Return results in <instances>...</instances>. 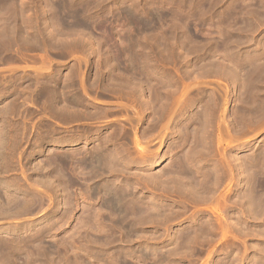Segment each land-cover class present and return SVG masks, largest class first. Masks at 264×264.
Returning <instances> with one entry per match:
<instances>
[{"label": "rangeland", "instance_id": "rangeland-1", "mask_svg": "<svg viewBox=\"0 0 264 264\" xmlns=\"http://www.w3.org/2000/svg\"><path fill=\"white\" fill-rule=\"evenodd\" d=\"M252 2L0 0V264H264V206L244 200L264 176V0ZM170 174H186L187 194Z\"/></svg>", "mask_w": 264, "mask_h": 264}, {"label": "bare ground", "instance_id": "bare-ground-1", "mask_svg": "<svg viewBox=\"0 0 264 264\" xmlns=\"http://www.w3.org/2000/svg\"><path fill=\"white\" fill-rule=\"evenodd\" d=\"M1 1H2V0H1ZM55 1H56V0H55ZM57 1H58V0H57ZM59 1H60V0H59ZM249 1H250V0H249ZM251 1L254 2V0H251ZM246 2H247V1H246ZM253 2H252V3H253ZM2 3H3V2H2ZM11 3H14V2L11 1ZM11 3H10V4H11ZM60 3H61V2H60ZM87 3H88V2H87ZM6 4H7V3H6ZM48 4H49V3H48ZM55 4H56V3H55ZM65 4H67V3H65ZM191 4H192V3H191ZM15 5H16V4H15ZM57 5H58V4H56V6H57ZM61 5H62V4H61ZM6 6H7V5H6ZM6 6H5V7H6ZM21 6H22V5H21ZM56 6H54L55 9H56ZM58 6H59V5H58ZM58 6H57V8H58ZM258 6H260V5L258 4ZM3 7H4V5H3ZM254 7H255V6H254ZM261 7H262V6H261ZM6 8H7V7H6ZM15 8H16V7H15ZM21 8H22V7H21ZM59 8H60V7H59ZM64 8H66V7H63V5H62V8H61L60 10H63ZM11 9H12V8H11ZM55 9H54V13L56 12ZM69 9H70V7H69ZM73 9H74V8H73ZM90 9H91V8H90ZM180 9H181V8H180ZM0 10H2V9H0ZM16 10H17V9H15V11H16ZM19 10H20V8H19ZM56 10H57V9H56ZM58 10H59V9H58ZM67 10H68V8H67ZM74 10H75V9H74ZM82 10H83V9H82ZM15 11H13V12L15 13ZM40 11H41V10H40ZM63 11L65 12V10H63ZM63 11H62V13H63ZM231 11H232V9H231ZM0 12H1V11H0ZM2 12H3V10H2ZM13 12H12V14H13ZM48 12H49V11H48ZM58 12H59V11H58ZM58 12H57V13H58ZM68 12H69V11H68ZM160 12H161V11H160ZM177 12H178V11H177ZM180 12H181V11H180ZM202 12H203V11H202ZM260 12H261V11H260ZM5 13H6V12H5ZM20 13H21V12H20ZM22 13H23V12H22ZM44 13H45V12H44ZM49 13H51V12H49ZM54 13H53V16H54V15H57L56 13H55V14H54ZM59 13H60V12H59ZM59 13H58V14H59ZM69 13H70V12H69ZM75 13H76V11H75ZM77 13H78V12H77ZM163 13H164V12H163ZM256 13H257V11H256ZM263 13H264V12H263ZM1 14H4V13H1ZM8 14H9V13H8ZM8 14L6 13L7 16H8ZM16 14H17V12H16ZM64 14H65V13H64ZM166 14H167V13H166ZM178 14H179V13H178ZM6 15H5V16H6ZM42 15H43V14H42ZM46 15H47V14H46ZM46 15L44 14L43 16H46ZM66 15H67V14H66ZM66 15H65V17H64L65 19H66ZM69 15H70V14H69ZM71 15H72V14H71ZM77 15H78V14L73 15L74 18H75V16H77ZM260 15H262V14H260ZM14 16H15V15H14ZM20 16H21V15H20ZM162 16H163V15H162ZM17 17H18V16H17ZM49 17H50V16H49ZM55 17H56V16H54V19L59 18L58 15H57V18H55ZM69 17H70V16H69ZM69 17H68V18H69ZM80 17H81V16H80ZM190 17H191V16H190ZM6 18H8V17H6ZM47 18H48V17H47ZM62 18H63V15H62ZM62 18H61V19H62ZM68 18H67V19H68ZM78 18H79V16H78ZM81 18H82V17H81ZM81 18H80V19H81ZM158 18H159V17H158ZM183 18H184V17H183ZM4 19H5V17L3 18V20H4ZM51 19H52V18H51ZM61 19H60V20H61ZM69 19H70V18H69ZM71 19H72V18H71ZM110 19H111V18H110ZM132 19H133V18H132ZM48 20H49V19H48ZM123 20H124V19H123ZM128 20H129V19H128ZM162 20H163V19H162ZM61 21H62V20H61ZM63 21H64V20H63ZM65 21H66V20H65ZM115 21H116V20H115ZM179 21H180V20H179ZM0 22L2 23L3 21H0ZM6 22H7V20H6ZM49 22H51V21H49ZM59 22H60V21H59ZM71 22H73V21H71ZM71 22H69V25L72 26L74 23H73V24H70ZM74 22H75V19H74ZM79 22H80V21H79ZM181 22H182V21H181ZM4 23H5V22H4ZM8 23H9V21H8ZM43 23H44V22H43ZM57 23H58V19H57ZM82 23H83V22H82ZM84 23H85V22H84ZM120 23H121V22H120ZM257 23H258V22H257ZM10 24H11V23H10ZM45 24H47V23H45ZM45 24H44V25H45ZM53 24H54V23H53ZM62 24H63V22H61V24H60V25L58 24V25H59V26H62V27H63V26L65 27L66 23H65V25H64V24L62 25ZM67 24H68V22H67ZM163 24H164V22H163ZM0 25H1V24H0ZM5 25H7V24H5ZM13 25H14V24H13ZM13 25H12V26H13ZM69 25H66V26L68 27ZM141 25H142V24H141ZM153 25H154V24H153ZM22 26H23V25H22ZM47 26H48V25H47ZM59 26H58V27H59ZM77 26H78V25H77ZM194 26H195V25H194ZM43 27H44V26H43ZM45 27H46V26H45ZM151 27H152V26H151ZM162 27H163V25H162ZM16 28H17V27H16ZM52 28H53V27H52ZM131 28H132V27H131ZM7 29H8V28H7ZM13 29H14V28H13ZM13 29H12V30H13ZM42 29H43V28H42ZM48 29H49V27H48ZM48 29H47V31H48ZM53 29H54V28H53ZM63 29L65 30V28H63ZM66 29H68L67 31L71 33V31H69V28H66ZM72 29H74V28H72ZM77 29H78V28H77ZM86 29H87V28H86ZM86 29H85L84 31H87ZM106 29H107V28H106ZM147 29H148V28H147ZM159 29H160V28H159ZM3 30H4V29H3ZM51 30H52V29H51ZM51 30H50V31H51ZM54 30H55V29H54ZM54 30H53V31H54ZM61 30H62V29H60V31H61ZM56 31H57V30H56ZM60 31L58 32L59 35H61ZM74 31L76 32V30H74ZM79 31H80V29H79ZM79 31H78V32H79ZM81 31H83V30H81ZM81 31H80V32H81ZM98 31H99V30H98ZM133 31H134V30H133ZM72 32H73V31H72ZM87 32H88V31H87ZM89 32H90V31H89ZM89 32H88V34H89ZM100 32H101V31H100ZM143 32H144V31H143ZM213 32H214V31H213ZM25 33H26V32H25ZM83 33H84V32H83ZM166 33H167V32H166ZM49 34H50V32H49ZM135 34H136V33H135ZM53 35H54V33H53ZM84 35H85V34H84ZM23 36H24V35H23ZM29 36H30V35H29ZM93 36H94V35H93ZM167 36H168V34H167ZM55 37H56V36H55ZM55 37H54V38H55ZM86 37H87V35H86ZM20 38H21V37H20ZM37 38H38V37H37ZM119 38H120V37H119ZM195 38H196V36H195ZM227 38H228V37H227ZM21 39H22V38H21ZM49 39H50V38H49ZM69 39H70V38H69ZM168 39H169V38H168ZM65 40H66V39H65ZM90 40H91V39H90ZM130 40H131V39H130ZM24 41H25V40H24ZM195 41H196V40H195ZM203 41H204V40H203ZM52 42H53V41H52ZM124 43H125V42H124ZM226 43H227V42H226ZM125 44H126V43H125ZM155 44H156V43H155ZM220 44H221V43H220ZM15 45H16V44H15ZM17 45H18V44H17ZM92 46H93V45H92ZM128 47H129V46H128ZM29 48H30V47H29ZM195 48H196V47H195ZM214 48H215V47H214ZM220 49H221V48H220ZM19 50H20V49H19ZM55 50H56V49H55ZM92 50H93V49H92ZM92 50H91V51H92ZM127 50H128V49H127ZM122 51H123V49H122ZM190 51H191V50H190ZM222 51H223V50H222ZM8 52H9V51H8ZM185 52H186V51H185ZM232 52H233V51H232ZM116 53H117V50H116ZM27 54H28V53H27ZM38 54H39V53H38ZM68 55H69V54H68ZM109 55H110V54H109ZM27 56H28V55H27ZM115 56H116V54H115ZM178 56H179V55H178ZM111 57H113V56H111ZM118 57H119V56H118ZM27 58H28V57H27ZM38 58H39V57H38ZM96 58H97V57H96ZM106 58H107V57H106ZM262 58H263V57H262ZM6 59H7V58H6ZM44 59H45V58H44ZM1 60H2V59H1ZM21 60H22V59H21ZM107 60H108V59H107ZM111 60H113V59H111ZM111 60H110V61H111ZM115 60H116V58L113 60V61H114V62H113L114 64H113L112 61H111V65H112V64L115 65ZM217 61H218V60H217ZM116 62H117V61H116ZM127 62H128V61H127ZM127 62H126V63H127ZM131 62H133V61H131ZM255 62H256V61H255ZM123 63H124V61H123ZM123 63H122V66H124ZM210 63H211V62H210ZM46 64H47V63H46ZM116 64H117V63H116ZM119 64H120V62H119ZM124 64H125V63H124ZM174 64H175V63H174ZM223 64H224V62H223ZM109 65H110V62H109ZM111 65H110V66H111ZM125 65H126V64H125ZM130 65H133V64H130V62H129V66H130ZM220 65H221V64H220ZM228 65H229V64H228ZM228 65H227V63H226V64L223 65V67H226V68H227ZM230 65H231V64H230ZM80 66H81V65H80ZM115 66H116V65H115ZM122 66H121V68H122ZM129 66L127 65V67H129ZM118 67H120V65H119ZM131 67H132V66H131ZM135 67H136V66H135ZM135 67H132V68H135ZM172 67H173V66H172ZM221 67H222V66H221ZM221 67H220V66L217 67V65H216V67H213V68H215V71H216L217 68H221ZM228 67H231V66H228ZM232 67H233V65H232ZM68 68H69V67H68ZM114 68H115V67H112V69H114ZM246 68H247V67H246ZM248 68H249V67H248ZM116 69H117V67H116ZM126 69H127V68L125 67L124 70H126ZM221 69H222V68H221ZM223 69H224V68H223ZM230 69H231V68H230ZM46 70H47V69H46ZM110 70H111V69H110ZM110 70H109V75H112V73H113V75H116V74H114V73H115L114 71L111 72ZM127 70H128V69H127ZM127 70H126V71H127ZM129 70H130V68H129ZM129 70H128V71H129ZM133 70H134V69H133ZM234 70H235V69H234ZM115 71H116V73H117V70H115ZM119 71H120V70H119ZM119 71H118V72H119ZM126 71H124V72H126ZM134 71H135V70H134ZM213 71H214V69H213ZM222 71H223V70H222ZM225 71H226V69H225L223 72H225ZM229 71H230V70L228 69V72H229ZM232 71H233V68H232V70L230 71V73H231ZM110 72H111V73H110ZM120 72H121V74H122V70H121ZM120 72H119V75H120V76H123V75L120 74ZM137 72H138V71H137ZM189 72H190V71H189ZM228 72H225V73L227 74ZM236 72H237V71H236ZM238 72H239V71H238ZM10 73H11V72H10ZM100 73H101V72H100ZM232 73H234V75H235V71L232 72ZM223 74H224V73H223ZM226 74H225V76L229 77L228 75H230V74H229V73H228L227 75H226ZM50 75H51V77H52V74H50ZM50 75H48V76H50ZM113 75H112V76H113ZM126 75H127V74L125 73V75H124L125 78H124V79H126ZM128 75L131 76V74H129V72H128ZM128 75H127V76H128ZM232 75H233V74H231V76H232ZM48 76H47V77H48ZM71 76H72V75H71ZM112 76H110L111 78L108 76V77L110 78V81L107 79L110 83H111V81L115 78V77H114V78L112 79ZM124 76H123V77H124ZM134 76H135V75H134ZM134 76H133V73H132V77H134ZM140 76H141V75H140ZM2 77H3V76H2ZM73 77H74V76H73ZM116 77H117V76H116ZM123 77H121V78H123ZM132 77H130V78L132 79ZM141 77H142V76H141ZM194 77H195V76H194ZM235 77H236V75H235ZM53 78H54V77H53ZM119 78H120V77H119ZM136 78H137V76L135 77V79H136ZM229 78H230V77H229ZM229 78H228V79H229ZM232 78H233V76H232ZM236 78H237V77H236ZM242 78H243V77H242ZM111 79H112V80H111ZM127 79H128V78H127ZM133 79H134V78H133ZM44 80H45V79H44ZM63 80H64V79H63ZM70 80H72V78H71ZM94 80H95V79H94ZM114 80H115V79H114ZM114 80H113V82H114ZM116 80H117V81H115V83L118 82V78H116ZM142 80H143V79H141V81H140V80H139V81L142 82ZM191 80H192V79H191ZM46 81H48V80H46ZM122 81H123V80H122ZM124 81H125V80H124ZM124 81H123V82H124ZM126 81H127V80H126ZM126 81H125V84H126ZM128 81H130V79H129ZM132 81H133V80H132ZM137 81H138V78H137L134 82H137ZM148 81H149V80H148ZM233 81H234V80H233ZM240 81H241V80H240ZM1 82H2V81H1ZM119 82H121V81L119 80ZM234 82H235V81H234ZM100 83H101V82H100ZM115 83H112V84H115ZM127 83H128V82H127ZM137 83H139V82H137ZM137 83H136V85H137ZM196 83H197V82H196ZM28 84H29V83H28ZM46 84H48V83H46ZM102 84H103V83H102ZM119 84H120V83H119ZM121 84H123V83L121 82ZM121 84H120V85H121ZM143 84H144V83H143ZM143 84H142V85H143ZM150 84H151V83H150ZM153 84H154V83H153ZM234 84H235V83H234ZM62 85H63V84H62ZM89 85H90V84H89ZM91 85H92V84H91ZM91 85H90V86H91ZM105 85H106V84H105ZM105 85H104V86H105ZM138 85H139V84H138ZM140 85H141V84H140ZM144 85H145V84H144ZM186 85H187V84H186ZM30 86H31V85H30ZM48 86H49V85H48ZM93 86H94V83H93ZM130 86H132V85L130 84ZM133 86H134V85H133ZM154 86H155V85H154ZM154 86H152V87L154 88ZM241 86H243V85H241ZM49 87H51V86H49ZM84 87H85V86H84ZM111 87H112V86H111ZM135 87H136V86H135ZM143 87H144V86H143ZM47 88H48V87H47ZM51 88H53V87H51ZM80 88H81V87H80ZM103 88H104V87H103ZM109 88H110V87H109ZM114 88H115V85H114ZM156 88H157V87H156ZM218 88H219V87H218ZM49 89H50V88H49ZM85 89H86V88H85ZM105 89H106V88H105ZM110 89H111V88H110ZM145 89H146V88H145ZM147 89H148V88H147ZM225 89H226V88H225ZM244 89H245V88H244ZM32 90H33V89H32ZM55 90H57V89L55 88ZM92 90H94V88H93ZM107 90H108V88H107ZM112 90H113V89H112ZM112 90H111V91H112ZM139 90H140V89H139ZM35 91H36V90H35ZM59 91H60V90H59ZM108 91H109V90H108ZM183 91H185V90H183ZM48 92H49V91H48ZM51 92H52V90H51ZM54 92H57V91H54ZM187 92H188V91H187ZM241 92H242V91H241ZM246 92H247V91H246ZM49 93H50V92H49ZM59 93L61 94V91H60ZM59 93L57 92V94H59ZM148 93H149V92H148ZM38 94H39V93H38ZM51 94H52V93H51ZM53 94H54V93H53ZM55 94H56V93H55ZM140 94H141V93H140ZM48 95H49V94H48ZM61 95H62V94H61ZM214 95H215V94H214ZM34 96H35V95H34ZM51 96H52V95H51ZM55 96H57V95H55ZM58 96H59V95H58ZM58 96H57V97H58ZM106 96H107V95H106ZM139 96H140V95H139ZM180 96H181V95H180ZM141 97H142V96H141ZM144 97H145V96H144ZM11 98H12V97H11ZM28 98H29V97H28ZM50 98H51V97H50ZM102 98H103V97H102ZM215 98H216V97H215ZM215 98H214V99H215ZM217 98H218V97H217ZM64 99H65V98H64ZM79 99H80V98H79ZM79 99H78V100H79ZM183 99H184V98H183ZM186 99H187V98H186ZM241 99H242V98H241ZM20 100H21V99H20ZM50 100H52V103H53V99H50ZM70 100H71V99H70ZM70 100H69V101H70ZM169 100H170V99H169ZM191 100L194 101L193 99H190V100H189L190 103H189V102H187V103H189V104H193L194 102L191 103ZM30 101H31V100H30ZM48 101H49V100H48ZM54 101H56V100H54ZM65 101H67V100L65 99ZM75 101H76V98H75ZM136 101H137V100H136ZM139 101H140V99H139ZM145 101H146V100H145ZM151 101H152V100H151ZM173 101H175V99H174ZM187 101H188V100H187ZM58 102H61V100L58 101ZM73 102H74V101H73ZM73 102H72V103H73ZM152 102H153V101H152ZM161 102H162V101H161ZM181 102H182V100H181ZM214 102H215V101H214ZM216 102H217V101H216ZM48 103H49V102H48ZM77 103H78V102H77ZM77 103H76V104H77ZM141 103H142V101H141ZM141 103H140V104H141ZM147 103H148V102H147ZM155 103H156V102H155ZM179 103H180V102H179ZM217 103H218V102H217ZM217 103H216V106L219 107V106L217 105ZM14 104H15V103H14ZM28 104H29V103H28ZM28 104H27V105H28ZM145 104H146V103H144V105H145ZM181 104H182V103H181ZM185 104H186V103H185ZM33 105H34V104H33ZM53 105H54V104H53ZM57 105H58V104H57ZM62 105H63V104H62ZM62 105L60 104V105L58 106V108L60 107L59 110H61V107H62V108L64 107V106H62ZM149 105H151V102H150ZM149 105H147V106L149 107ZM175 105H176V104H175ZM186 105L188 106V104H186ZM214 105H215V103L213 104V107H214ZM241 105H242V104H241ZM65 106H67V104H65ZM130 106H131V105H130ZM192 106H193V105H192ZM202 106H203V105H202ZM216 106H215V107H216ZM251 106H252V105H251ZM13 107H14V106H13ZM52 107H53V106H52ZM55 107H56V105H55ZM55 107H54V109H55ZM206 107H207V106H206ZM215 107H214V108H215ZM10 108H11V107H10ZM64 108H65V107H64ZM152 108H153V107H152ZM175 108H176V107H175ZM210 108H211V107H210ZM66 109H67V107L65 108V111H66ZM68 109H70V106L68 107ZM75 109H77V108L75 107ZM79 109H80V108H79ZM79 109H78V110H79ZM100 109H101V108H100ZM120 109H121V108H120ZM178 109H179V108H178ZM187 109H188V108H187ZM249 109H250V108H249ZM56 110H57V109H56ZM56 110H55V111H56ZM59 110H57V112H58ZM72 110H73V109H72ZM95 110H96V109H95ZM116 110H117V109H116ZM210 110H211V109H209V111H210ZM4 111H5V110H4ZM63 111H64V110H63ZM65 111H64V112H65ZM74 111H76V113H77V110H74ZM139 111H140V110H139ZM152 111H153V110H152ZM202 111H203L204 114H205L206 111L202 110V108H201L200 112H202ZM216 111H217V110H216ZM243 111L246 112V108H244ZM247 111H248V110H247ZM252 111H253V110H251V113H253ZM57 112H56V113H57ZM61 112H62V110H61ZM68 112H69V110H68ZM93 112H95V111H93ZM97 112H98V111H97ZM97 112H95V113H97ZM101 112H102V111H101ZM113 112H114V111H113ZM262 112H264V111H262ZM262 112H260V113H262ZM62 113H63V112H62ZM65 113H66V112H65ZM76 113H75V114L73 113V114L78 116V114H76ZM102 113H104V112H102ZM175 113H176V112H175ZM207 113H208V112H207ZM207 113H206V114H207ZM212 113H213V112H212ZM212 113H211L210 117H212ZM233 113H234V112H233ZM248 113H250V112H248ZM254 113H256V112H254ZM2 114H3V113H2ZM60 114H61V113H60ZM70 114L72 115L71 112H70ZM70 114H69V115H70ZM79 114H80V113H79ZM99 114H100L99 116H101V113H99ZM199 114H200V113H199ZM202 114H203V113H202ZM208 114H210V112H209ZM214 114H215V111H214ZM246 114H247V113H246ZM62 115H63V114H62ZM62 115H61V116H62ZM71 115H70V116H71ZM113 115H114V114H113ZM215 115H216V114H215ZM222 115H223V114H222ZM242 115H244L243 112H242ZM242 115H241V116H242ZM249 115L251 116V114H249ZM252 115H253V114H252ZM257 115H258L259 117L261 116V115H259V113H258ZM63 116H64V115H63ZM90 116H91V115H90ZM92 116H93V115H92ZM213 116H214V115H213ZM246 116H247V115H246ZM250 116H249V117H250ZM258 116H255V117H258ZM80 117H81V116H80ZM190 117H191V116H190ZM190 117H189V119H190ZM201 117H202V116H201ZM207 117H208V116H207ZM207 117H206V118H207ZM216 117H217V116H216ZM244 117H245V115H244ZM247 117H248V116H247ZM253 117H254V115L251 116V119H250V120H252ZM259 117H258V118H259ZM95 118H96V117H95ZM99 118H100V117H99ZM184 118H185V117H184ZM239 118H240V117H239ZM262 118L264 119V116H263ZM171 119H172V118H171ZM204 119H205V118H204ZM210 119H212V118H210ZM213 119H214V118H213ZM213 119H212V120H213ZM215 119H216V118H215ZM236 119H237V118H236ZM241 119H242V117H241ZM263 119H262V120H263ZM207 120L209 121V119H207ZM207 120L205 119L204 121L206 122ZM239 120H240V119H239ZM256 120H258V119L255 118V121H256ZM259 120L261 121V119H259ZM259 120H258V121H259ZM125 121H126V120H125ZM151 121H153V120H151ZM204 121H203V122H204ZM209 122H211V121H209ZM224 122H225V121H224ZM253 122H254V121H253ZM256 122H257V121H256ZM184 123H185V122H184ZM259 123H260V122H259ZM14 124H15V123H14ZM200 124H201V123H200ZM204 124H207V123H204ZM223 124H224V123H223ZM248 124H249V123H248ZM184 125H185V124H184ZM36 126H37V125H36ZM128 126H129V125H128ZM161 126H162V125H161ZM161 126H160V127H161ZM182 126H183V125H182ZM186 126H187V125H186ZM246 126H247V125H246ZM146 127H147V126H146ZM121 128H122V127H121ZM203 128H205V127H203ZM237 128H238V127H237ZM198 129H199V128H198ZM128 130H129V129H128ZM144 130H145V129H144ZM196 130H197V129H196ZM233 131H234V130H233ZM79 132H80V131H79ZM144 132H145V131H144ZM142 133H143V131H142ZM142 133H141V134H142ZM174 133H175V132H174ZM193 133H194V132H193ZM200 134H202V133H200ZM16 135H17V134H16ZM24 135H25V134H24ZM137 135H138V134H137ZM47 136H48V135H47ZM17 137H18V136H17ZM139 137H140V136H139ZM192 137H193V136H192ZM195 137H196V136H195ZM220 137H221V136H220ZM107 138H108V137H107ZM186 139H187V138H186ZM197 139H198V137H197ZM21 140H22V139H21ZM189 140H190V139H189ZM208 140H209V139H208ZM134 141H135V140H134ZM136 141H137V140H136ZM11 142H12V141H11ZM208 142H209V141H208ZM5 143H6V141H5ZM190 143H191V142H190ZM199 143H200V142H199ZM199 143H198V144H199ZM33 144H34V143H33ZM97 145H98V144H97ZM101 145H102V144H101ZM201 145H202V144H201ZM207 145H208V144H207ZM124 146H125V145H124ZM196 146H197V145H196ZM199 146H200V145H198V146L196 147V149L199 150V151L201 152V151L204 149L205 146H204V147H202L203 145L201 146V147H202V150H201V149H198ZM0 147H1V146H0ZM201 147H199V148H201ZM217 147H218V146H217ZM217 147H216V148H217ZM139 148H141V147L139 146ZM144 148H146V147H144ZM137 149H138V148H137ZM147 149H148V148H147ZM99 150H100V149H99ZM140 150L143 152V151H144L143 147H142ZM140 150H138V151H140ZM205 150H206V149H205ZM207 150H208V149H207ZM141 151H140V152H141ZM186 151H187V150H186ZM199 151H198V154H199ZM135 152H136V151H135ZM140 152H139V153H140ZM203 152H204V151H203ZM203 152H202V153H203ZM208 152H209V151H208ZM122 153H123V152H122ZM128 153H129V152H128ZM194 153L197 154V152H194ZM202 153L199 154L200 157H202ZM214 153H215V152H214ZM63 154H64V153H63ZM196 154H195V155H196ZM212 154H213V153H212ZM220 154H221V153H220ZM24 155H25V154H24ZM94 155H96V154L94 153ZM129 155H130V154H129ZM144 155H145V154H144ZM187 155H189V154L187 153ZM187 155H186V158H187V157L190 158V155H189V156H187ZM195 155H194V158L196 159ZM199 155H198V156H199ZM132 156H133V155H132ZM196 156H197V155H196ZM203 156H206V155H204V153H203ZM219 156H220V155H219ZM230 156H231V155H230ZM13 157H14V156H13ZM67 157H68V156H67ZM192 157H193V156H192ZM200 157H199V158H200ZM189 158H188V159H189ZM199 158H197V159H199ZM202 158H203V157H202ZM204 158H205V157H204ZM206 158H207V157H206ZM61 159H62V158H61ZM114 159H115V158H114ZM182 159H183V158H182ZM190 159H192V158H190ZM195 159H192V160H195ZM200 159H201V158H200ZM239 159H240V158H239ZM253 159H254V158H253ZM253 159H252V160H253ZM257 159H258V158H257ZM111 160H112V159H111ZM161 160H162V159H161ZM207 160H210V159H207ZM207 160H206V161H207ZM252 160H251V161H252ZM86 161H87V160H86ZM95 161H96V160H95ZM116 161H117V164L120 163V160H119V159H116V160H114V164H113V165H115V162H116ZM179 161H180V160H179ZM197 161L199 162L200 160H197ZM206 161H205V162H206ZM228 161H230V160H228ZM228 161H227V162H228ZM255 161H256V160H255ZM255 161H254V162H255ZM258 161H259V160H258ZM96 162H98V161H96ZM96 162H95V165H97ZM159 162H160V158H156V159L154 160V163H153V164H154V165H158ZM187 162H188V161H187ZM236 162H237V161H236ZM256 162H257V161H256ZM166 163H167V162H166ZM174 163H175V162H174ZM178 163H179V162H178ZM184 163H185V162H184ZM208 163H209V162H208ZM228 163H229V162H228ZM230 163H231V162H230ZM259 163H260V162H259ZM10 164H11V163H10ZM46 164H47V163H46ZM61 164H62V163H61ZM91 164H92V163H91ZM185 164H186V163H185ZM190 164H191V163H190ZM204 164H205V163H204ZM241 164H242V163H241ZM261 164H262V161H261ZM261 164L258 165V168H259V167H262V165L264 166V164H262V165H261ZM89 165H90V164H89ZM89 165H88V166H89ZM99 165H102V164H99ZM107 165H108V164H107ZM183 165H184V164H183ZM187 165L190 166L189 164H187ZM228 165H229V164H228ZM230 165H232V164H230ZM235 165H236V164H235ZM237 165H240V164H237ZM173 166H174V165H173ZM177 166H178V167H179V166L182 167V164L180 163L179 165H176V167H177ZM188 166H186V167L188 168ZM215 166H217V165H215ZM243 166H244V165H243ZM250 166L252 167L251 163H250ZM99 167H101V166H99ZM102 167H103V165H102ZM108 167H109V166H108ZM115 167H116V166H115ZM176 167H175V168H176ZM181 167H179V168H181ZM199 167H200V166H199ZM199 167H198V169H199ZM217 167H219V166H217ZM217 167H216V169L218 170ZM222 167H223V166H222ZM222 167H221V168H222ZM246 167H247V166H246ZM246 167H244V168H246ZM254 167H255V166H254ZM256 167H257V165H256ZM92 168H96V169H97V167H95V166L92 167ZM92 168H91V169H92ZM109 168H113V167H109ZM109 168H106V167H105V169H107V171H108ZM172 168H173V167H172ZM172 168H171V170H172ZM179 168H178V169H179ZM219 168H220V167H219ZM231 168H232V167H231ZM236 168H237V167H236ZM239 168L241 169V167H239ZM263 168H264V167H262V169L260 168V170L263 171ZM96 169H95V170H96ZM101 169H102V170H105L104 168H101ZM167 169H168V168H167ZM182 169H183V167L179 170V171L181 172V174H182V172H186V171L189 172V171H188L189 168H188L187 170H186V169H183V170H182ZM212 169H214V168H212ZM248 169H249V165H248ZM250 169H251V168H250ZM256 169H257V168H256ZM98 170H99V169H98ZM102 170H101V174L104 173ZM219 170H220V169H219ZM221 170H222V169H221ZM251 170H252V169H251ZM257 170H258V169H257ZM62 171H64V170L62 169ZM105 171H106V170H105ZM113 171H114V170H113ZM179 171H178V172H179ZM195 171H196V170H195ZM222 171H223V172H224V171L226 172V170H222ZM222 171H221V172H218V174H219L220 176H219L218 174H217V175H215V174L213 175V176H218V178H217V177H216V178H213V176H211L212 174H210V175L208 176L207 179H208L209 181H210L209 177H212L211 179H213V180L210 181V185H209V186H207L206 188L203 187L204 190H203V192L200 194V196L203 195V194H205V195L208 194V197L210 196V193H211L212 189L217 188V187H215V186H216V185L218 186V184H219L218 182H219V180L222 178V176H221V175L223 174ZM230 171H231V170H230ZM241 171H242V169H241ZM243 171H244V170H243ZM245 171H246V169H245ZM249 171H250V170H249ZM258 171H259V170H258ZM59 172H60V171H59ZM180 172H179V173H180ZM214 172L216 173V171H214ZM225 172H224V173H225ZM252 172L255 173V168H254V170H253ZM252 172L250 171V174H251ZM256 172H257V171H256ZM263 172H264V171H263ZM1 173H2V172H1ZM129 173H130V172H129ZM175 173H176V175H177L176 170H175ZM175 173H174V174H175ZM179 173H178V174H179ZM220 173H221V174H220ZM230 173H231V172H230ZM239 173H240V172H239ZM241 173H242V172H241ZM260 173H261V172H260ZM106 174H107V173H106ZM187 174H188V175L191 174V177H192V173H190V174L187 173ZM203 174H204V173H203ZM232 174H234V173H232ZM242 174H243V173H242ZM242 174H241V175H242ZM247 174H248V179H249V180H250V178H254V176L256 175V173H255V175L252 173L254 176L251 177V176H252V175H251V176L249 177V173H246V175H247ZM257 174H258V172H257ZM261 174H263V173H261ZM261 174H260V176H261ZM67 175H68V174H67ZM156 175H157V174H156ZM159 175H160V174H159ZM161 175H164V173L161 174ZM170 175H171V174H170ZM176 175H175V176H176ZM179 175H180V174H179ZM179 175H177V176H179ZM225 175H226L225 178H227V176H229L228 172H227V174L225 173L223 176H225ZM241 175H240V176H241ZM243 175H245V174H243ZM243 175H242V176H243ZM182 176H183L182 178H184V176H185V178L187 177L186 174H185V175H182ZM260 176H259L257 182H256V180H254V179L250 180L249 182L252 183V184H255L256 186L259 187V189H257V190H258L257 192H260V194H259V196L257 195V198L259 197V199H261V200H259V199L256 200L257 198H255V199H254L255 201L252 202V201H253V198H254V196H255V192H254V187H253L252 185H250V184H249L250 189L248 188V189H249L248 193L250 192L251 195L248 194V195H250V196H247V197L244 196V198L246 197V199H244V200H246V202H247V200H248V201H250V202H251L252 204H254V205L256 204V203H255L256 201H261V206H260V202H259V203H258L259 205H257V207L259 206V207H262V208H263V206H264V176H261V177H260ZM94 177H96V176H94ZM151 177H152V176H151ZM163 177H164V176H163ZM168 177L170 178V176H166V177H165V178H166L165 180H168V179H169ZM173 177H174V175H173V176L171 175V178L169 179V180H173V181H172L173 183L167 181L166 183H169V184H170V185H169V184H167V185L171 186V183H172V186H173V184H174L173 187H176V189H177V187H178V188H180V187L182 188L183 185H181V183H182L183 181H185V179H182V178L178 179V178H177V179L180 180V181H181V179L183 180V181H181V183H180V181H178V180L175 179V181L179 182V186H178V183L174 182V179H172ZM179 177H180V176H179ZM238 177H239V176H238ZM245 177H246V176H244V178H245ZM62 178H63V177H62ZM79 178H80V177H79ZM147 178H148V177H147ZM167 178H168V179H167ZM174 178H175V177H174ZM187 178H188V177H187ZM232 178H233V177H232ZM232 178H231V179H232ZM37 179H38V178H37ZM80 179H81V178H80ZM162 179H163V178H162L161 176H155V177L153 176L152 181H153V182H156V183H157L158 181H161L160 183H158V184L160 185V187H161L162 185H166V183L164 182V179H163V180H162ZM193 179H196V178L193 177ZM204 179H206V178H204ZM229 179H230V176H229ZM147 180H148V179H147ZM186 180H187V179H186ZM198 180H199V179H198ZM198 180H197V181H198ZM222 180H223V179H222ZM39 181H40V180H39ZM149 181H150V179H149ZM162 181H163V183H165V184H163ZM195 181H196V180H195ZM202 181H204V180L202 179ZM230 181H231V180H230ZM150 182H151V181H150ZM153 182H152V183H153ZM193 182H194V181H193ZM198 182H200V181H198ZM198 182H197V183L194 182L196 185L198 184V185L196 186V189H195L194 187L192 188V186H191V187H188V191L186 190L187 192H190V193L192 194V195H189V196L192 197L193 195H197V194L199 193V191L197 190V189H199V188H198L199 184H201V183L204 184V182H206V180H205L204 182H200V183H198ZM247 182H248V181H247ZM82 183H83V182H82ZM161 183H162V184H161ZM175 183L177 184V186L175 185ZM186 183L188 184L189 182L187 181ZM186 183H182V184H184V186H186V185H185ZM194 183H193V184H194ZM217 183H218V184H217ZM19 184H20V183H19ZM81 185H82V184H81ZM154 185H155V184H154ZM167 185L164 186V187H167V188L169 189L170 187H168ZM180 185H181V186H180ZM205 185H207V184L205 183L203 186H205ZM157 186H158V185H157ZM189 186H190V185H189ZM96 187H97V186H96ZM155 187H156V186H155ZM160 187H159V188H160ZM164 187L162 186L161 189L164 188ZM199 187H200V186H199ZM258 187H257V188H258ZM157 188H158V187H157ZM181 188H180V189H181ZM255 188H256V187H255ZM161 189H160V190H161ZM170 189H172V187H171ZM185 189H187V188H185ZM185 189H183V190L181 189V190L185 192ZM201 189H202V186H201ZM201 189H199V190L201 191ZM97 190H98V189H97ZM215 190H216V189H215ZM252 190H253V191H252ZM168 191H169V190H168ZM179 191H180V190H179ZM213 191H214V190H213ZM225 191H226V190H225ZM92 192H93V191H92ZM164 192H166V191H164ZM173 192L176 193L175 190H173ZM185 193H186V192H185ZM190 193H189V194H190ZM212 193H213V192H212ZM212 193H211V195H212ZM98 194H99V193H98ZM172 194H173V193H172ZM177 194H178V193H177ZM186 194H187V193H186ZM186 194H185V195H186ZM213 194H214V193H213ZM179 195H180V194H179ZM127 196H128V195H127ZM187 196H188V195H187ZM189 196H188V197H189ZM212 196H213V195H212ZM222 196H223V195H222ZM106 197H107V196H106ZM191 197H190V198H191ZM201 197H202V196H201ZM201 197H200V198H201ZM208 197H207L206 199H208ZM93 198H94V197H93ZM108 198H109V197H108ZM118 198H119V197H118ZM190 198H189V199H190ZM204 198H205V196L202 197V199H204ZM210 198H211V197H210ZM214 198H216V197L214 196ZM247 198H248V199H247ZM110 199H111V198H110ZM114 199H115V198H114ZM120 199H121V198H120ZM125 199H126V198H125ZM191 199H192V198H191ZM193 199H194V200H193ZM193 199H192L193 201L197 202V200H195V197H194ZM206 199H205V200H206ZM212 199H213V198H212ZM212 199H211V200H212ZM106 200H107V199H106ZM116 200H119V199H116ZM192 200H191V202H193ZM244 200H243V201H244ZM20 201H21V200H20ZM119 201H120V200H119ZM199 201H201V200H199ZM206 201H208V200H206ZM236 201H237V200H236ZM240 201H241V200H240ZM99 202H100V201H99ZM117 202H118V201H117ZM181 202H182V201H181ZM189 202H190V201H189ZM105 203H106V202H105ZM105 203H104V204H105ZM186 203H187V202H186ZM218 203H219V202H218ZM230 203H231V202H230ZM247 203H249V202H247ZM114 204H115V201H114ZM120 204H121V203H119L118 205L120 206ZM252 204H251V205H252ZM67 205H68V204H67ZM109 205H111V204H109ZM116 205H117V203H116ZM116 205H115V206H116ZM199 205H200V204H199ZM262 205H263V206H262ZM149 206H150V205H149ZM190 206H191V205H190ZM255 206H256V205H255ZM102 207H103V206H102ZM116 207H118V206H116ZM120 207H121V206H120ZM120 207H119V208H120ZM152 207H153V206H152ZM250 207H251V206H250ZM250 207H249V208H250ZM257 207H255V208H257ZM259 207H258V208H259ZM142 208H143V207H142ZM147 208H150V207H147V206H146V207H144V210L147 209ZM158 208H159V207H158ZM158 208H156L155 211H156ZM185 208H187V207H185ZM253 208H254V207H253ZM262 208H260V209L263 211ZM72 209H73V208H72ZM122 209H123V208H122ZM250 209H251V208H250ZM138 210H139V209H138ZM152 210H153V208H151V211H152ZM254 210H255V209H254ZM254 210H253V211H254ZM261 210H259V211H261ZM4 211H5V210H4ZM73 211H74V210H73ZM86 211H87V210H86ZM102 211H103V210H102ZM104 211H105V210H104ZM146 211H147V210H145V212L143 211L144 214H146L147 212H149V213H147L146 215L152 213L149 209H148L147 212H146ZM217 211H218V210H217ZM249 211H250V210H249ZM257 211H258V210H257ZM35 212H36V211H35ZM99 212H101V211H99ZM112 213H113V212H112ZM114 213H115V212H114ZM118 213H120V212H118ZM196 213H197V212H196ZM223 213H224V212H223ZM250 213H251V212H250ZM252 213H253V212H252ZM256 213H258V212H256ZM256 213L254 212L255 215H257ZM26 214H27V213H26ZM99 214H100V213H99ZM125 214H126V213H125ZM152 214H153V215L155 214V215H154L155 218H156L157 215H159V214L156 215V213H154V211H153ZM174 214H175V213H174ZM258 214H259V213H258ZM263 214H264V213H263ZM116 215L118 216V214H116ZM122 215H123V214H122ZM146 215H145V216H146ZM252 215H253V214H252ZM91 216H92V215H91ZM113 216H114V215H113ZM117 216H116V217H117ZM136 216H137V215H136ZM141 216H142V215H140V219H143V222H144V219H145V218H143V217H141ZM159 216H160V215H159ZM253 216H254V215H253ZM120 217H121V215H120ZM150 217H152V220H153L154 217H153L151 214H150ZM15 218H16V217H15ZM258 219H259V218H258ZM26 220H27V219H26ZM150 220H151V219H150ZM107 221H108V220H107ZM120 221H121V220H120ZM120 221H118V223H119ZM146 221H148V218H147V217H146ZM80 222H81V221H80ZM82 222H83V221H82ZM122 222H123V221H122ZM51 223H52V222H51ZM123 223H124V222H123ZM123 223H121V224H123ZM81 224H82V223H81ZM90 224H91V223H90ZM151 224H152V223H151ZM234 224H235V223H234ZM118 225H120V224H118ZM126 225H127V224H126ZM166 225H167V224H166ZM50 226H51V225H50ZM85 226H86V225H85ZM134 226H135V225H134ZM89 227H90V226H89ZM117 227H118V226H117ZM215 227H216V226H215ZM83 228H84V227H83ZM106 228H107V227H106ZM106 228H105V229H106ZM100 229H101V228H100ZM108 229H109V228H108ZM117 229H118V228H117ZM123 229H124V228H123ZM193 229H194V228H193ZM98 230H99V229H98ZM113 230H114V229H113ZM126 230H127V229H126ZM86 231H87V230H86ZM89 231H90V230H89ZM92 231H93V230H92ZM103 231H104V230H103ZM127 231H128V230H127ZM129 231H130V230H129ZM186 231H187V230H186ZM260 231H261V229H260ZM260 231H259V232H260ZM100 232H102V230H101ZM98 233H99V232H98ZM132 233H133V231H132ZM165 233H166V232H165ZM165 233H164V234H165ZM79 234H80V233H79ZM88 234H89V233H88ZM121 234H122V233H121ZM123 234H124V233H123ZM86 235H87V234H86ZM105 235H106V234H105ZM113 235H114V234H113ZM148 235H149V234H148ZM65 236H66V235H65ZM110 236H111V235H110ZM121 236H122V235H121ZM134 236H135V235H134ZM183 236H184V235H183ZM223 236H224V235H223ZM86 237H87V236H86ZM116 237H117V236H116ZM128 237H129V236H128ZM83 238H84V237H83ZM226 238H227V237H226ZM258 238H259V237H258ZM84 239H85V238H84ZM103 239H104V238H103ZM106 239H107V238H106ZM126 239H127V238H126ZM148 239H149V238H148ZM231 239H232V238H231ZM233 239H234V238H233ZM57 240H58V239H57ZM101 240H102V239H101ZM110 240H111V239H110ZM134 240H135V239H134ZM179 240H180V239H179ZM182 240H183V239H182ZM91 241H93V240H91ZM114 241H115V240H114ZM47 242H48V241H47ZM214 242H215V241H214ZM101 243H102V242H101ZM105 243H106V242H105ZM102 244H103V243H102ZM180 244H181V243H180ZM107 245H108V244H107ZM175 245H176V244H175ZM249 245H250V244H249ZM29 246H30V245H29ZM178 246H179V245H178ZM209 247H210V246H209ZM211 247H212V246H211ZM58 248H59V247H58ZM175 249H177V248H175ZM114 250H115V249H114ZM158 252H159V251H158ZM207 253H208V252H207ZM84 254H85V253H84ZM174 254H176V253H174ZM185 255H186V254H185ZM79 258H80V257H79ZM74 259H75V258H74ZM77 259H78V258H77Z\"/></svg>", "mask_w": 264, "mask_h": 264}]
</instances>
